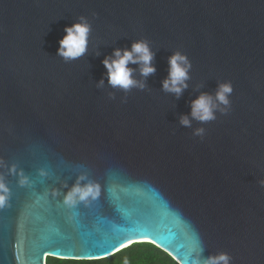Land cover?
<instances>
[{
    "label": "water",
    "instance_id": "water-1",
    "mask_svg": "<svg viewBox=\"0 0 264 264\" xmlns=\"http://www.w3.org/2000/svg\"><path fill=\"white\" fill-rule=\"evenodd\" d=\"M138 244L264 264V0H0V264Z\"/></svg>",
    "mask_w": 264,
    "mask_h": 264
},
{
    "label": "trees",
    "instance_id": "trees-1",
    "mask_svg": "<svg viewBox=\"0 0 264 264\" xmlns=\"http://www.w3.org/2000/svg\"><path fill=\"white\" fill-rule=\"evenodd\" d=\"M46 264H178L169 254L151 244L132 245L114 256L96 261L62 260L49 257Z\"/></svg>",
    "mask_w": 264,
    "mask_h": 264
}]
</instances>
